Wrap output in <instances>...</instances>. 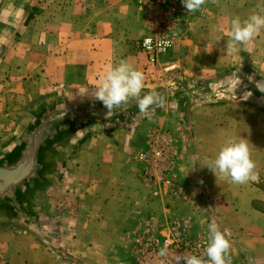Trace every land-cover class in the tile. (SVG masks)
<instances>
[{
	"label": "crops",
	"instance_id": "crops-1",
	"mask_svg": "<svg viewBox=\"0 0 264 264\" xmlns=\"http://www.w3.org/2000/svg\"><path fill=\"white\" fill-rule=\"evenodd\" d=\"M36 4L37 13L27 24L25 20L0 55V138L12 131L24 109L38 98L61 89L94 88L109 64L128 60L143 75L155 66L134 46L147 29L131 0H38ZM190 28L174 50L186 42ZM256 111L246 103L200 104L192 108L187 124L174 113L163 112L140 120L133 129L116 126L88 134L64 160L58 181L41 200L53 222L51 235H68V252L83 264H91L88 252L93 251L105 256L107 263L128 264L133 260L130 237L148 216L164 221L177 215V201L189 206V214L190 204L200 203L210 208L224 229L240 237L249 264H264V169L256 166L259 179L245 184L215 177L199 164L192 169L198 159L214 157L228 137L243 139L254 161L255 153L261 152L259 145L254 148L249 143L250 136L260 131ZM152 128L169 131L181 155L177 177L182 192L174 201L151 199V187L140 177L135 154ZM199 212L190 215L202 216ZM180 217L196 231L192 217ZM0 264H46V246L20 227H3Z\"/></svg>",
	"mask_w": 264,
	"mask_h": 264
},
{
	"label": "water",
	"instance_id": "water-1",
	"mask_svg": "<svg viewBox=\"0 0 264 264\" xmlns=\"http://www.w3.org/2000/svg\"><path fill=\"white\" fill-rule=\"evenodd\" d=\"M38 0H0V55L16 35ZM240 79V83L236 86ZM237 69L205 79L179 74L144 83L141 95L155 89L162 106L141 113L136 100L108 110L91 95L92 88L61 89L42 96L24 109L11 132L0 138V229L20 227L47 243L53 227L41 200L58 181L64 160L88 134L123 126L133 129L140 120L171 112L188 123L200 104H264L261 82Z\"/></svg>",
	"mask_w": 264,
	"mask_h": 264
},
{
	"label": "rangeland",
	"instance_id": "rangeland-1",
	"mask_svg": "<svg viewBox=\"0 0 264 264\" xmlns=\"http://www.w3.org/2000/svg\"><path fill=\"white\" fill-rule=\"evenodd\" d=\"M253 12L264 13V0H208L204 12L205 17L194 20L191 25V28H194L187 31L186 42L183 45L179 44L178 49H173L177 52L171 50L172 52H167L164 58L161 59L160 57V63L154 64L155 66L150 69L151 71L144 73V83L164 80L179 74H186L195 79H205L230 73L235 69L241 72H249L264 81V31H261L253 41L241 45L238 54L233 55L225 51L230 20L235 16L246 19ZM221 28L223 31H219ZM134 46L137 45L134 43ZM246 104L258 110L256 112L261 117L260 131L250 136L252 139L249 140V143L254 148L259 145L258 148L261 152L255 153L254 162L256 166L264 169V104H261L260 101L247 102ZM191 158L192 161L195 159V157ZM190 205L193 207L190 214H193L194 211H200L199 213H203L202 216L199 214L195 217L186 213L189 206L186 207V203L182 201H177V204L174 205V209L178 213L173 216L192 217V223L197 228L196 233L202 231L207 233V225L210 222H216L231 243L230 256H232L234 264H249L248 252L241 247V242L237 240L240 237L224 229L223 225L220 224L221 221L219 222L214 218L209 207L207 209L200 203ZM165 208L168 210L169 205H166ZM207 210L209 211L208 214H206ZM44 244L46 246V264H52L55 260L83 264L80 258H74L68 252V235H50L49 241L44 242ZM78 254L83 255V252L80 251ZM88 254L91 264H112V262L107 263L106 257L102 256L99 251L88 252ZM114 258L117 259L116 256ZM114 258L113 260H115ZM126 262L134 264L133 260Z\"/></svg>",
	"mask_w": 264,
	"mask_h": 264
},
{
	"label": "built area",
	"instance_id": "built-area-1",
	"mask_svg": "<svg viewBox=\"0 0 264 264\" xmlns=\"http://www.w3.org/2000/svg\"><path fill=\"white\" fill-rule=\"evenodd\" d=\"M141 11L147 33L137 41V48L147 55L150 64L181 41L186 28L194 20L205 17L208 0L196 12H187L181 0H131ZM180 153L171 133L165 129L152 128L145 135V145L135 154L140 166V177L150 185V198L174 201L181 194L178 184ZM63 206V203L61 204ZM130 237V255L134 264H171L173 254L201 255L206 232L196 233L189 220L170 216L159 221L148 216ZM167 247L166 256L160 249ZM232 264L234 260L231 256ZM183 264V262H181Z\"/></svg>",
	"mask_w": 264,
	"mask_h": 264
},
{
	"label": "clouds",
	"instance_id": "clouds-1",
	"mask_svg": "<svg viewBox=\"0 0 264 264\" xmlns=\"http://www.w3.org/2000/svg\"><path fill=\"white\" fill-rule=\"evenodd\" d=\"M187 12H196L204 5L205 0H181ZM223 31V29H219ZM261 31H264V13L253 12L246 19L235 16L230 20L228 39L225 51L236 55L240 46L251 42ZM240 83H236L235 88ZM259 91L264 92V81L256 83ZM144 89V75L132 62L121 60L105 67L99 78V83L92 88L91 95L102 102L108 109L120 108L130 100H136L138 110L148 113L152 106H162L164 97L155 89L141 95ZM88 92V88L81 95ZM207 167L215 177L219 176L234 184H245L259 179L255 172V162L252 160L248 144L236 137H228L214 157L204 156L193 163ZM231 243L216 222L207 225V234L201 255L173 254L171 264H232L230 256ZM167 247L160 249L159 255L166 256Z\"/></svg>",
	"mask_w": 264,
	"mask_h": 264
},
{
	"label": "trees",
	"instance_id": "trees-1",
	"mask_svg": "<svg viewBox=\"0 0 264 264\" xmlns=\"http://www.w3.org/2000/svg\"><path fill=\"white\" fill-rule=\"evenodd\" d=\"M37 13V8L36 7H34V8H32L31 9V11H29V13H28V15H27V17H26V24L29 22V20L34 16V14H36ZM18 33H19V30L17 31V35H18ZM47 245H50V244H47Z\"/></svg>",
	"mask_w": 264,
	"mask_h": 264
}]
</instances>
